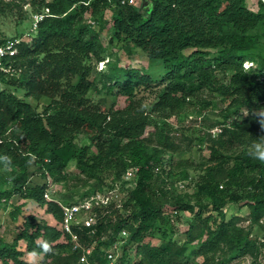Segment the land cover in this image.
Instances as JSON below:
<instances>
[{"label":"trees","instance_id":"1","mask_svg":"<svg viewBox=\"0 0 264 264\" xmlns=\"http://www.w3.org/2000/svg\"><path fill=\"white\" fill-rule=\"evenodd\" d=\"M30 2L42 17L28 38L17 44L12 71L0 80L22 90L26 98L49 102L37 111L13 93L0 90V167L8 170L0 182V201L12 196L32 200L44 207L54 224L27 215L10 241L0 239V264H78L77 253L58 228L62 217L58 203L70 202L65 197L61 202L53 196L45 199V180L28 185L30 165L42 170L43 179L56 182L66 179L69 161L86 178L94 179L93 190L110 184L102 175L104 164L109 165L113 182L120 181L128 168H137L122 206L124 215L115 212L111 218L95 209L94 234L75 230L81 242H95V259L121 229L127 236L120 264H130L126 253L131 245L141 255L133 264H186L187 251L205 255L222 248L232 259H255L264 243L239 224L240 216L226 217L223 209L243 201L249 220L258 224L264 218V161L250 154L264 152V0H257L256 10L248 8L245 0H141L140 6L127 0ZM14 6L0 0V14L13 11ZM23 18L19 14V20ZM104 23L112 38L160 61L165 70L154 82L142 69L109 63L101 78L111 94L126 99L119 108H107L102 99L93 103L87 97L94 87L93 67L103 60ZM5 38L0 37V42ZM245 61L253 66L244 68ZM226 73V80L220 81L217 74ZM155 87L151 111L156 113L172 114L191 104L189 97L201 88L228 101L220 116L232 120L216 137H206L207 158L194 166L199 171L194 185L198 194L208 198L206 203L199 196L192 204L166 197L175 182L173 168L181 166L173 165L172 155L181 148L136 99L140 89ZM242 109L246 115L240 119ZM148 126L152 132L144 137ZM79 135L88 142L79 145L75 141ZM165 206L174 213H192L186 240L153 246L145 238L157 221L164 220ZM20 209L13 206L8 213L11 220H16ZM103 234L106 238L100 240ZM194 241L197 247L189 250ZM19 242L23 249L18 248ZM45 243L51 251H44ZM25 254L37 255L38 263L24 259Z\"/></svg>","mask_w":264,"mask_h":264},{"label":"rangeland","instance_id":"2","mask_svg":"<svg viewBox=\"0 0 264 264\" xmlns=\"http://www.w3.org/2000/svg\"><path fill=\"white\" fill-rule=\"evenodd\" d=\"M15 4L14 10L0 14V37H10L21 33L26 35L29 31L31 24L34 20V15L37 13L36 6H32L30 0H5ZM248 8L252 10L257 9V0H245ZM141 0H134V4L140 6ZM19 14L24 15L22 20H19ZM110 17V10L104 12V18L108 21ZM85 18L88 19L89 15L86 14ZM105 20V21H106ZM104 21V22H105ZM96 28V27H95ZM19 35V34H18ZM100 36L105 46L103 53V60L94 65L91 72L90 79L94 85L87 93V97L96 103L102 99L105 107L119 108L126 103V99L121 96H115L108 91L106 84L101 78V74L106 72L109 63H116L121 67H133L142 69L149 74L154 82H159L165 73L163 64L160 61L151 60L137 48H133L126 41L122 39L117 40L112 38L108 24L104 23V28L100 32ZM28 38V37H25ZM264 50V46L262 47ZM188 52V51H186ZM253 66L251 62L245 61L243 67L247 68ZM228 73L222 75L217 74L220 81H225ZM0 90H5L13 93L18 98L35 106L37 111H41L43 106L49 102L48 98H41L35 101L30 98L24 97V92L20 89L10 87L6 84L0 83ZM158 88L140 89L136 96L144 107L145 112L149 118L154 121H159L157 124L168 130L169 135L175 140L181 150L172 155L173 165L180 163V167L174 169V180L172 186L166 191V197L172 201L174 199L186 201L192 204L199 196L202 198V203H206L208 198L198 194L194 185V179L197 177L199 171L194 168L195 165L202 162L207 158L208 152L206 149V137H216L222 126L228 125L232 120V116L223 120L220 116V111L228 104V101L222 99L215 93L208 89L201 88L193 92L189 101L191 104H186L172 114L168 111L163 113H156L151 111L152 104L156 99V92ZM203 103H207L204 105ZM246 111L242 109L238 116L244 118ZM223 122L225 124H223ZM153 127L148 126L143 134L144 137H149ZM167 132V131H166ZM79 145L86 144L88 141L84 136L79 135L75 139ZM181 167H184L180 171ZM103 178L109 186H104L101 189L93 190L94 179H88L84 174H81L74 166L73 161H69L65 167L66 179L63 181L51 182L49 178L43 179L42 170L35 165L28 167L29 180L28 185L32 186L36 183H42L43 180L51 183L47 189L48 199L56 197L62 201L65 197L67 202L80 201L85 197H89L96 192L100 194L102 191L113 190L109 195L111 198L108 200L107 207H103L101 211L108 213L113 218L116 214L124 215L123 203L128 197V188L132 186V181H114L111 174V169L108 164L103 165ZM172 170V169H171ZM8 170L0 167V182L7 174ZM172 178V177H170ZM112 183V185H111ZM6 187V186H4ZM88 191L87 195L83 192ZM63 203V202H62ZM14 205H20V213L17 215L16 220H11L8 213L13 209ZM226 217L231 215H238L242 220L239 221L240 225L246 227L251 236L256 237L260 242L264 243V218L258 224L253 223L248 219V207L244 202H237L226 205L224 207ZM32 214L35 220L45 221L49 224H54L52 218L44 210V207L37 205L32 200H22L18 196L7 198L6 201H0V239L3 241H10L14 234L22 227V222L27 215ZM207 212L204 213L206 215ZM192 218V213L182 211L174 213L170 206H165L164 220L157 221L150 231L145 241L153 246H157L162 242L175 241L176 243H183L186 240L185 231ZM197 242L194 241L190 244L189 250L197 247ZM24 244L19 242L18 248L23 249ZM126 257L130 264L135 263L141 259V255L135 251V245L129 246ZM186 264H264V247L253 259L249 256H242L237 258H230L227 251L222 248L213 253H206L205 255H189L186 252ZM34 257V258H32ZM30 256L25 258L27 261H34L38 263L39 257ZM32 258V260H31Z\"/></svg>","mask_w":264,"mask_h":264},{"label":"built area","instance_id":"3","mask_svg":"<svg viewBox=\"0 0 264 264\" xmlns=\"http://www.w3.org/2000/svg\"><path fill=\"white\" fill-rule=\"evenodd\" d=\"M124 1L126 0H122V2ZM127 2L134 4V0H127ZM41 17V14L34 15V20L26 35L21 34L15 37H8L0 42V77L12 71L10 62L11 57L17 53V44L25 37L29 36L31 31L34 30L36 22ZM136 171V167L128 168L121 176L120 181H132L135 177ZM49 184L51 183L47 182V189ZM112 191L113 190L102 191L101 194L96 192L95 194L85 197L80 201H74L68 204L58 203L62 211V217L58 223V228L62 234L67 235L71 251L77 253L78 264H120L119 258L121 256V247L127 236V231L125 229H121L109 245L101 249L102 254L98 257V259L92 257L95 242L90 244L81 242L79 240L78 233L75 231L76 229H86L90 232V234H94V226L97 221L95 209L107 207V202L109 198H111L109 195ZM43 197L48 199L47 190L44 192ZM105 238L106 235L103 234L100 237V240H104Z\"/></svg>","mask_w":264,"mask_h":264},{"label":"clouds","instance_id":"4","mask_svg":"<svg viewBox=\"0 0 264 264\" xmlns=\"http://www.w3.org/2000/svg\"><path fill=\"white\" fill-rule=\"evenodd\" d=\"M250 154L253 155L257 159H260L261 161H264V152H260L258 154H253V153H250ZM43 248H44L45 252L51 251V249H50V247H49V245L47 243H45L43 245Z\"/></svg>","mask_w":264,"mask_h":264},{"label":"crops","instance_id":"5","mask_svg":"<svg viewBox=\"0 0 264 264\" xmlns=\"http://www.w3.org/2000/svg\"><path fill=\"white\" fill-rule=\"evenodd\" d=\"M30 256H31V257H32V256H36V258L38 257V256L35 255V254H25L23 257H24V259H25V258H27V257L29 258ZM32 258H34V257H32ZM32 258H31V260H32ZM28 261H30V260H28Z\"/></svg>","mask_w":264,"mask_h":264}]
</instances>
